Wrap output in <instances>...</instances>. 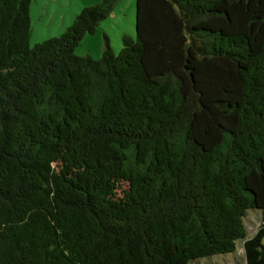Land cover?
I'll return each instance as SVG.
<instances>
[{"label": "trees", "instance_id": "obj_1", "mask_svg": "<svg viewBox=\"0 0 264 264\" xmlns=\"http://www.w3.org/2000/svg\"><path fill=\"white\" fill-rule=\"evenodd\" d=\"M30 2L0 0V264H264V0H135L97 59L116 0L32 46Z\"/></svg>", "mask_w": 264, "mask_h": 264}, {"label": "rangeland", "instance_id": "obj_2", "mask_svg": "<svg viewBox=\"0 0 264 264\" xmlns=\"http://www.w3.org/2000/svg\"><path fill=\"white\" fill-rule=\"evenodd\" d=\"M100 0H31L29 16L31 21L30 46L59 35L69 26L82 7L91 6ZM135 0H116L112 12L96 28L94 33L86 34L75 48L76 56L89 55L97 59L104 45V35L109 39L114 52L122 46V36L135 38ZM245 218L248 235L257 230L260 220L253 211ZM191 264H245L243 247L237 241L235 255H214L197 259Z\"/></svg>", "mask_w": 264, "mask_h": 264}, {"label": "crops", "instance_id": "obj_3", "mask_svg": "<svg viewBox=\"0 0 264 264\" xmlns=\"http://www.w3.org/2000/svg\"><path fill=\"white\" fill-rule=\"evenodd\" d=\"M95 4H96V2H95Z\"/></svg>", "mask_w": 264, "mask_h": 264}]
</instances>
